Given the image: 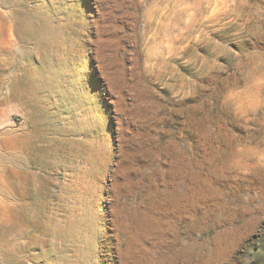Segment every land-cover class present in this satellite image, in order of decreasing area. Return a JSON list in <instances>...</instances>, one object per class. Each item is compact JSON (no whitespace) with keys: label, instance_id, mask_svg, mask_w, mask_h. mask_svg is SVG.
<instances>
[{"label":"rangeland","instance_id":"1","mask_svg":"<svg viewBox=\"0 0 264 264\" xmlns=\"http://www.w3.org/2000/svg\"><path fill=\"white\" fill-rule=\"evenodd\" d=\"M0 264H264V0H0Z\"/></svg>","mask_w":264,"mask_h":264}]
</instances>
